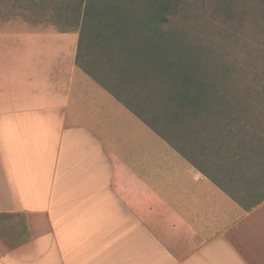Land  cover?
Here are the masks:
<instances>
[{"label": "crops", "instance_id": "1", "mask_svg": "<svg viewBox=\"0 0 264 264\" xmlns=\"http://www.w3.org/2000/svg\"><path fill=\"white\" fill-rule=\"evenodd\" d=\"M49 24L0 34V220L21 221L0 264H264V200L244 210L202 142L161 137Z\"/></svg>", "mask_w": 264, "mask_h": 264}, {"label": "trees", "instance_id": "2", "mask_svg": "<svg viewBox=\"0 0 264 264\" xmlns=\"http://www.w3.org/2000/svg\"><path fill=\"white\" fill-rule=\"evenodd\" d=\"M28 2L78 31L77 66L161 137L202 142L244 210L264 200V69L238 59L264 61V0Z\"/></svg>", "mask_w": 264, "mask_h": 264}, {"label": "rangeland", "instance_id": "3", "mask_svg": "<svg viewBox=\"0 0 264 264\" xmlns=\"http://www.w3.org/2000/svg\"><path fill=\"white\" fill-rule=\"evenodd\" d=\"M23 1L24 9H22ZM41 13H43L41 10L31 8L28 0H0V34H2L1 32L3 31H7V29H9L7 32H10L11 34L22 33L25 24L32 25L34 27L40 24L43 26L50 25L49 23H46V21L44 23L38 22V20L40 21V18L42 17ZM49 14L50 12L46 13V15ZM238 59L239 61L242 60L243 63H245L244 66L250 67L247 73L248 78H252L256 72H262L264 69V61L256 53H253L248 61H245L238 53ZM260 79H263V76L260 77L259 80ZM247 179L248 177H245L244 181ZM227 187L236 191V186L234 187V184H227ZM20 225V219H17L16 221L2 219L0 220V232L12 241L18 240L19 238L17 236L19 234L16 226L19 227Z\"/></svg>", "mask_w": 264, "mask_h": 264}]
</instances>
